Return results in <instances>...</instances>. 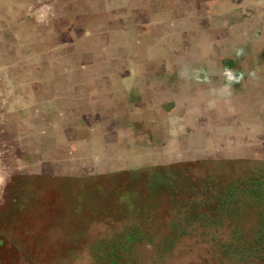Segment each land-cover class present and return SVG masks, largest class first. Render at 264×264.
Returning <instances> with one entry per match:
<instances>
[{"label": "rangeland", "instance_id": "1", "mask_svg": "<svg viewBox=\"0 0 264 264\" xmlns=\"http://www.w3.org/2000/svg\"><path fill=\"white\" fill-rule=\"evenodd\" d=\"M0 264H264V0H0Z\"/></svg>", "mask_w": 264, "mask_h": 264}]
</instances>
